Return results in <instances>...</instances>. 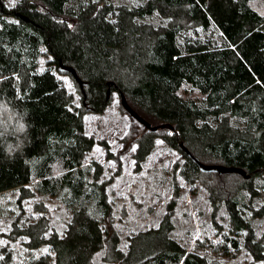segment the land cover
I'll use <instances>...</instances> for the list:
<instances>
[{
  "label": "trees",
  "instance_id": "16d2710c",
  "mask_svg": "<svg viewBox=\"0 0 264 264\" xmlns=\"http://www.w3.org/2000/svg\"><path fill=\"white\" fill-rule=\"evenodd\" d=\"M252 1L142 0L129 6L110 0H16L9 7L0 0V195L16 193L19 204L51 196L71 213L62 233H46L45 215L12 222L9 235L25 237L23 264H95V252L104 247L102 259L111 264H233L185 249L171 235L170 206L156 226L127 235L125 248L103 225L110 208L98 181L103 166L86 158L96 139L85 131L83 113L103 111L113 91L124 93L148 123L164 124L156 130L142 126L132 154L136 169L161 131L185 156L186 178L204 171L180 143L205 164L239 166L248 173L244 178L206 171L215 175L208 190L212 204L222 203L231 221L206 246L222 258L243 246L264 262V246L244 208L263 199L251 215H264V14ZM154 13L166 21L144 20ZM43 54L50 59L41 65ZM59 60L82 79L81 106L57 76L72 77ZM184 84L200 96L181 94ZM45 245L48 250L37 252ZM12 252L0 247V264L13 263Z\"/></svg>",
  "mask_w": 264,
  "mask_h": 264
},
{
  "label": "rangeland",
  "instance_id": "374dc122",
  "mask_svg": "<svg viewBox=\"0 0 264 264\" xmlns=\"http://www.w3.org/2000/svg\"><path fill=\"white\" fill-rule=\"evenodd\" d=\"M12 6L16 0H2ZM113 4L134 5L142 0H110ZM253 8L264 14V0H253ZM14 18L13 15H9ZM159 25L166 18L154 13L145 16L144 20ZM48 54L40 56L39 63L44 65L49 60ZM67 90L73 92V103L81 106V94L77 90V82L69 74L57 73ZM181 94L197 98L200 93L186 84L181 87ZM117 91L111 93L108 105L101 112L86 111L84 129L96 139L91 151L86 154L87 159L93 158L102 164L100 182L105 185V197L109 203V216L103 225L111 232L115 231L120 239V246H126V237L140 229L156 226L159 219L166 213L168 207L172 209L174 229L171 235L179 240L185 249L207 255L208 258H219L233 264H264L262 260H254L248 249L241 246L237 252L228 257H220L206 245L216 241L217 229H229L231 221L228 212L221 203L214 206L208 194L209 184L214 182V174L196 173L191 179L181 173L185 156L179 149L163 140V133L156 132L154 147L146 155L138 169L135 168L136 150L135 139L140 134L142 123L130 115L123 108ZM101 141H105L103 144ZM264 192V190H263ZM16 193L5 192L0 195V247L13 250V263L23 264L26 260V250L23 249L19 236L9 235L13 221L19 224L31 223L38 216L48 218L46 233L51 229L62 233L65 223L71 218L68 208L59 200L51 196L36 195L23 198L21 204L15 202ZM247 200V197H245ZM263 201L255 198L250 203L249 210L245 208V217L250 220L255 237L261 238L264 246V215L252 216L254 209ZM212 239V240H211ZM201 241L204 245L200 246ZM105 248V247H104ZM104 248L96 251L93 256L95 264H111L102 259ZM48 246L38 249L44 253ZM1 254V253H0Z\"/></svg>",
  "mask_w": 264,
  "mask_h": 264
},
{
  "label": "water",
  "instance_id": "95a60500",
  "mask_svg": "<svg viewBox=\"0 0 264 264\" xmlns=\"http://www.w3.org/2000/svg\"><path fill=\"white\" fill-rule=\"evenodd\" d=\"M17 14L21 18H24L25 20L28 19V17L25 15H20V13H17ZM58 64H59V67L61 69L69 71V73L72 75V77H74L75 80L77 81V83L79 84V87L82 85V79L80 77H77V74H76L77 72L74 69V67H72L70 65H63L60 60L58 61ZM109 91H110V89L107 90V96L109 95ZM119 99H120L122 106L125 108V110H127V112L130 115L134 116L135 119H137L140 123H142V125H144L149 130L150 129L156 130L158 127L163 128L164 124L163 125L162 124L161 125L160 124L152 125L150 122L148 123L147 120L144 119L141 115L134 113L133 108L128 104V102H126L124 93L121 92ZM169 127H171V126H169ZM180 146L184 149L183 151L186 154H188L190 156V158L196 162L195 164L197 165V167H199L204 172H206V171H217L218 173H220V172H231V173L238 172V173L242 174V176H244V178H247V176H248V173L246 174L244 169L239 167V166H230V165H224V164L217 165L216 163H206L205 164L197 156L189 153L188 148L186 146H184L183 143H180Z\"/></svg>",
  "mask_w": 264,
  "mask_h": 264
}]
</instances>
